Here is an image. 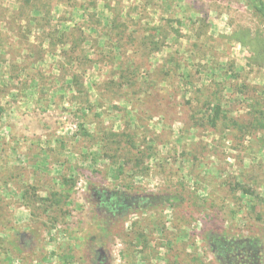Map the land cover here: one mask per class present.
Returning <instances> with one entry per match:
<instances>
[{
  "label": "rangeland",
  "instance_id": "obj_1",
  "mask_svg": "<svg viewBox=\"0 0 264 264\" xmlns=\"http://www.w3.org/2000/svg\"><path fill=\"white\" fill-rule=\"evenodd\" d=\"M256 101L264 21L240 0H0V264H228L212 240L249 238L264 264ZM102 193L179 200L110 217Z\"/></svg>",
  "mask_w": 264,
  "mask_h": 264
},
{
  "label": "trees",
  "instance_id": "obj_2",
  "mask_svg": "<svg viewBox=\"0 0 264 264\" xmlns=\"http://www.w3.org/2000/svg\"><path fill=\"white\" fill-rule=\"evenodd\" d=\"M244 3V5L249 8L253 14L258 17L259 19L264 21V0H240ZM77 31V29L74 30V32ZM74 35L73 34V30L71 31L70 37ZM62 37H65V34L62 35ZM85 40V39H84ZM84 40H78V39H74L71 37V40H69L68 42H66V45H69V50L67 51V53H65V55L70 58L71 56H73L74 54H76L77 50L79 49L81 42H83ZM51 41H53V39H51ZM242 44H244L243 41H241ZM74 85L76 84V80H74ZM256 105V112L254 110V114L252 115V120L250 122V126L252 129H256L257 127H261L264 128V107H260V103L259 101L255 103ZM264 105V102H263ZM213 107H210V111L211 114L209 115V123L211 124V127L214 128L216 126V121L219 119L220 115H221V108H220V104H213ZM255 108V107H254ZM258 114V115H256ZM101 138L105 141L106 144L108 145H114L116 148V153L119 151V149L121 148L122 142L116 143V138L118 137V134L113 133L110 130H103L101 131ZM129 145V147H128ZM131 144H127L126 145V149H127V153L124 154V157L122 156V158H120V160H124V159H130L132 161H134L136 163V166L140 165L143 161V158L146 157V155L143 157L142 155L139 156V158L135 157V155H131L128 154L130 153V148H131ZM128 155H131L132 158H130ZM137 155V154H136ZM138 156V155H137ZM121 157V156H120ZM58 196H60L59 194H57ZM110 197L109 199H107L106 197H104V195H100V202H98L99 206L98 209L101 211L103 210L104 213L110 217H114L120 214H125L126 210L129 209H141L143 210L145 207L146 209H150V208H154V206L157 205H168V206H174V204L179 200V198H177L175 195H170L169 196H159L158 194L155 195H149V196H145L144 198L141 199H135V198H126V196L124 194H108ZM25 196V195H24ZM159 196V197H157ZM29 198L26 199L24 197V200L26 199L28 204H32L35 203L36 201H34V198H32V200L29 201ZM31 201H34L31 203ZM41 201H43V205L44 204H51V200L49 199H42ZM145 209V210H146ZM218 239H213L212 240V245L215 244H219L217 246H215L216 250H218L219 246H222L224 243H226V241H220L218 240V242L216 241ZM250 243V246H252V248L254 250L259 249L260 244H259V240L256 238H249L247 240H244ZM229 249H231L230 245L228 247ZM259 251V250H257Z\"/></svg>",
  "mask_w": 264,
  "mask_h": 264
},
{
  "label": "flooded vegetation",
  "instance_id": "obj_3",
  "mask_svg": "<svg viewBox=\"0 0 264 264\" xmlns=\"http://www.w3.org/2000/svg\"><path fill=\"white\" fill-rule=\"evenodd\" d=\"M100 195H104L107 199L110 197L106 193ZM100 195L98 196L97 202H100ZM229 245L231 249L228 248ZM257 250H254L247 241H231L219 246L218 250L215 251V255L220 260H228V264H263V257L261 255L262 250L260 247ZM98 260H100V254Z\"/></svg>",
  "mask_w": 264,
  "mask_h": 264
}]
</instances>
